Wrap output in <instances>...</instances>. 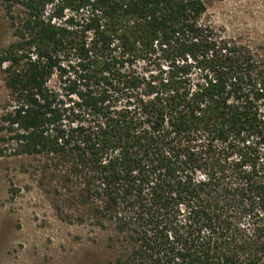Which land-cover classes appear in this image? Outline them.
Instances as JSON below:
<instances>
[{
  "label": "trees",
  "instance_id": "16d2710c",
  "mask_svg": "<svg viewBox=\"0 0 264 264\" xmlns=\"http://www.w3.org/2000/svg\"><path fill=\"white\" fill-rule=\"evenodd\" d=\"M0 10L15 37L0 157L39 156L117 264H264V46L204 0Z\"/></svg>",
  "mask_w": 264,
  "mask_h": 264
},
{
  "label": "rangeland",
  "instance_id": "374dc122",
  "mask_svg": "<svg viewBox=\"0 0 264 264\" xmlns=\"http://www.w3.org/2000/svg\"><path fill=\"white\" fill-rule=\"evenodd\" d=\"M206 19L264 46V0H204ZM15 37L0 10V50ZM0 73V147H8L1 117L9 92ZM39 156L0 157V264H117V245L109 231L91 223L71 199L56 195L52 170ZM70 188V187H69ZM86 216V217H85Z\"/></svg>",
  "mask_w": 264,
  "mask_h": 264
}]
</instances>
